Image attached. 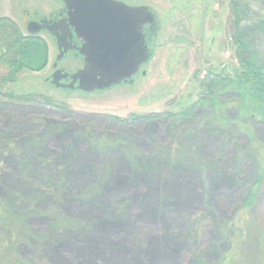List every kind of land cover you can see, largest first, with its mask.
<instances>
[{
	"label": "rangeland",
	"instance_id": "obj_1",
	"mask_svg": "<svg viewBox=\"0 0 264 264\" xmlns=\"http://www.w3.org/2000/svg\"><path fill=\"white\" fill-rule=\"evenodd\" d=\"M127 1L152 6L160 20L151 61L132 84L89 93L53 87L43 80L56 53L47 34L49 62L40 72L5 81L0 63V200L19 214L33 211L13 249L37 264H264V121L246 120L258 159L245 154L240 122L223 133L204 124L199 106L186 119L130 121L178 112L197 100V79L209 69H237L229 0ZM247 3L264 14L257 1ZM60 7V0H0V18L23 27V15ZM69 59L60 63L73 70ZM227 113L234 119L236 107Z\"/></svg>",
	"mask_w": 264,
	"mask_h": 264
},
{
	"label": "trees",
	"instance_id": "obj_2",
	"mask_svg": "<svg viewBox=\"0 0 264 264\" xmlns=\"http://www.w3.org/2000/svg\"><path fill=\"white\" fill-rule=\"evenodd\" d=\"M249 1V0H247ZM247 1L229 0L232 16L230 20V38L235 47L238 67L234 72L209 69L198 80V98L187 107L178 112L139 114L131 116L130 121L137 122L157 116L167 115L186 119L192 116L199 106L206 112L204 124L215 126L218 131L228 132L236 121L240 122L241 131L248 137V144L244 148L245 154L258 159L255 144V132L246 122L247 119L264 121V14L252 12ZM264 7V0H255ZM259 4V5H260ZM165 16V14H164ZM49 62V50L46 40L34 35H26L17 20L10 17L0 18V63L6 69L5 81L18 79L21 71L40 72ZM231 91L234 94L230 100H223L222 94ZM8 96L17 97L23 101L30 100L33 95L6 93ZM44 102L57 108H65L47 98ZM237 109L236 117L231 119L227 113L228 105ZM118 121L120 119L116 117ZM122 119V118H121ZM237 119V120H236ZM241 119H245L241 121ZM239 125V124H238ZM103 144L102 142L98 143ZM136 154L134 150L131 151ZM138 155V154H136ZM260 160L264 156L259 157ZM262 170L256 177L259 183ZM258 190L249 192L244 200L246 208H250L257 199ZM19 214L8 201L0 200V264H37L28 262L13 249L16 238L28 234L26 218L32 215ZM62 227L70 223L61 221ZM32 233V232H31ZM44 241V239H43ZM13 246V247H12ZM262 243H257L254 251L261 255Z\"/></svg>",
	"mask_w": 264,
	"mask_h": 264
},
{
	"label": "water",
	"instance_id": "obj_3",
	"mask_svg": "<svg viewBox=\"0 0 264 264\" xmlns=\"http://www.w3.org/2000/svg\"><path fill=\"white\" fill-rule=\"evenodd\" d=\"M64 17L53 25L72 38L70 27L80 40L78 51L82 65L72 73L58 68L47 78L55 88L78 89L89 93L122 83L132 84L133 76L152 58L150 41L158 29L156 12L146 4L134 5L123 0H60ZM42 21L29 20L27 31L34 34L46 27ZM145 26L148 28L145 30ZM50 29V28H49ZM57 37L60 53L67 51L64 37ZM63 49V51H62ZM145 73V72H143ZM70 79L62 83V79Z\"/></svg>",
	"mask_w": 264,
	"mask_h": 264
},
{
	"label": "flooded vegetation",
	"instance_id": "obj_4",
	"mask_svg": "<svg viewBox=\"0 0 264 264\" xmlns=\"http://www.w3.org/2000/svg\"><path fill=\"white\" fill-rule=\"evenodd\" d=\"M127 3H130V4H134V5H140L142 3H135L133 1H127V0H123ZM150 6V5H149ZM151 9L152 6H150ZM64 8V5L63 3L61 2V7L60 9H58L59 11H55V10H52L50 11V14L48 15H43V16H36V17H33L32 15H23L24 16V19H25V22H28L29 20H37V21H42L45 19L44 22H42L43 25H45L46 27L42 28L41 30L37 31L36 33L34 34H30L28 33L27 31V24L26 26L23 25V27L21 26L22 24H20L18 22V24L20 25L21 29L26 33V35H34V36H38V37H41L43 38L44 40H46V42L48 41V39H46L42 34H47L50 36V39L53 41L54 43V48L56 50V53L54 54V57H53V62L51 63L50 65V73L48 75H46L43 80H45L46 82H49L50 83V80L47 79L52 73L54 70L58 69V68H62L63 70L69 72V73H72L74 72L75 70H77L78 68L81 67L82 65V56L80 55L79 51L77 50L78 47L80 46V40L77 39V37L74 35L75 32L73 30V28L70 27V31L72 32V38L69 39V37L67 36H64V32H63V29L62 28H59V26L57 25H53V23H55L54 21L57 20V19H60L62 17H64V13L60 14L62 11L64 12L63 10ZM154 10V9H153ZM38 17V18H37ZM40 17V18H39ZM50 28V29H49ZM148 28V26H145V30ZM158 33H159V24H158V29L155 31V33L152 35V38H151V41H150V45L152 48L155 47L156 45V38L158 37ZM61 36H64L61 41L63 40L64 43L66 44V47H68L67 51L63 54V56L57 61V64L55 65V61H56V57L57 55L60 53V49L58 47V43H57V37H61ZM48 44V43H47ZM49 50V48H48ZM63 51V49H62ZM69 58H73V60L78 64V66L75 68V69H70L68 68L67 66H65V64H61L60 61L61 60H64V59H69ZM69 59V60H71ZM142 68V69H141ZM144 70H143V67L141 66L140 69H139V72L140 74L144 75ZM135 77V76H133ZM70 79H62L61 82L62 83H68Z\"/></svg>",
	"mask_w": 264,
	"mask_h": 264
}]
</instances>
